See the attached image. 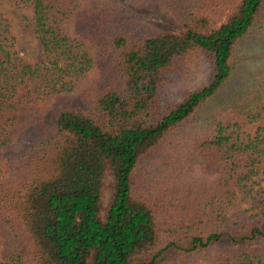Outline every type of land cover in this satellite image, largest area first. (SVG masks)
Returning a JSON list of instances; mask_svg holds the SVG:
<instances>
[{
  "label": "trees",
  "instance_id": "trees-1",
  "mask_svg": "<svg viewBox=\"0 0 264 264\" xmlns=\"http://www.w3.org/2000/svg\"><path fill=\"white\" fill-rule=\"evenodd\" d=\"M9 1L32 8L41 59L23 62L0 9V264H264V66L207 132L170 139L231 79L264 0ZM158 1L182 33L143 21ZM195 56L207 81L164 103ZM70 92L54 135H33L39 103Z\"/></svg>",
  "mask_w": 264,
  "mask_h": 264
},
{
  "label": "rangeland",
  "instance_id": "rangeland-1",
  "mask_svg": "<svg viewBox=\"0 0 264 264\" xmlns=\"http://www.w3.org/2000/svg\"><path fill=\"white\" fill-rule=\"evenodd\" d=\"M0 9L6 13L11 21V30L15 37L17 54L22 58L24 63L30 64L40 61V48L38 38L35 35L33 28V10L31 7L14 6L9 0H3ZM143 21L151 27L172 32L182 33L183 26L173 16V14L161 4L160 1L156 4V9L147 11V15ZM67 30L71 32V27L68 26ZM235 70L233 76L226 82L224 87L214 97V99L206 106L199 109L192 115L186 122H184L176 131L171 134L170 139L184 138L187 133L196 129L199 133L208 131L207 121L205 117L209 115L212 108L216 109L220 103L228 98L229 95L240 92L244 89L248 77L251 73L262 69L264 66V11L261 13L257 20L256 25L251 29L249 34L240 40L234 49L233 53ZM190 64L181 72L173 73L170 75L172 78L170 84L164 86L162 94L163 102L170 104L173 101L181 99L183 95L192 90L198 89L203 85L209 76V68L202 58L195 56L192 58ZM77 95L73 92L61 93L53 95L46 100L39 103L40 117L38 122V130L35 136L40 135L43 137H50L54 135V127L52 124L53 115L58 108L65 103L79 102ZM193 135V132H191ZM196 176L200 175L199 171L195 172ZM216 175L207 176L211 180ZM257 185L254 187H264V177H257ZM109 179L106 180V184ZM110 191L106 187L103 192L102 201L106 204L109 200ZM234 202L243 205L242 196L238 190L232 191ZM212 205L203 204L201 210H208L214 205L221 207L228 211V199L216 200ZM191 214H195L194 212ZM0 262L1 258V240H0ZM197 263V262H196ZM189 263V264H196Z\"/></svg>",
  "mask_w": 264,
  "mask_h": 264
}]
</instances>
